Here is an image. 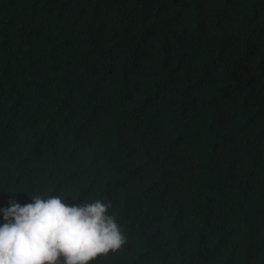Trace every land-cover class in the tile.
Returning a JSON list of instances; mask_svg holds the SVG:
<instances>
[{
    "label": "trees",
    "instance_id": "16d2710c",
    "mask_svg": "<svg viewBox=\"0 0 264 264\" xmlns=\"http://www.w3.org/2000/svg\"><path fill=\"white\" fill-rule=\"evenodd\" d=\"M111 204L93 264H264V0H0L9 201Z\"/></svg>",
    "mask_w": 264,
    "mask_h": 264
},
{
    "label": "clouds",
    "instance_id": "9594fccd",
    "mask_svg": "<svg viewBox=\"0 0 264 264\" xmlns=\"http://www.w3.org/2000/svg\"><path fill=\"white\" fill-rule=\"evenodd\" d=\"M9 201L0 225V264H93L126 244L120 225L99 200L69 205L60 196Z\"/></svg>",
    "mask_w": 264,
    "mask_h": 264
}]
</instances>
